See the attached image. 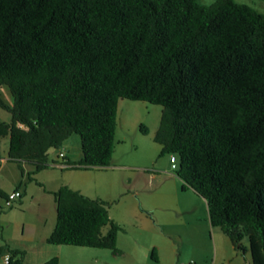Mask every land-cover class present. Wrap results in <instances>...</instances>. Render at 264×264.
<instances>
[{"label": "trees", "instance_id": "1", "mask_svg": "<svg viewBox=\"0 0 264 264\" xmlns=\"http://www.w3.org/2000/svg\"><path fill=\"white\" fill-rule=\"evenodd\" d=\"M1 84L6 156L31 163L37 184L31 174L71 132L80 157L65 168L108 165L119 97L160 104L152 138L176 154L181 189L264 264V12L235 0H0ZM50 193L47 243L117 252L106 200L66 184ZM8 253L3 264H22L20 249Z\"/></svg>", "mask_w": 264, "mask_h": 264}, {"label": "rangeland", "instance_id": "2", "mask_svg": "<svg viewBox=\"0 0 264 264\" xmlns=\"http://www.w3.org/2000/svg\"><path fill=\"white\" fill-rule=\"evenodd\" d=\"M198 1L208 3L212 0ZM235 1L247 3L264 12L262 0ZM0 97L8 104L12 102L5 84L0 85ZM160 109L161 105L157 103L119 97L114 146L108 165L89 168L48 165L36 171V176L42 178L45 186L54 184V188H57L66 184L89 197L106 200L108 216L119 225L114 237L117 252L107 247L54 245L43 241V235L49 233L55 221V202L52 194L33 179L23 190L28 178L25 169L27 162L23 164L21 181L15 184L20 187L16 188L20 195L6 205L4 195L0 193V237L2 234L10 235L18 243L40 239L44 246L42 256L48 258L56 254L58 264H119L128 255L119 253L121 246L134 244L135 256L139 258L141 246L149 242H154L159 260H166L165 263L168 259H177L186 264H252L246 249V237L240 241L243 249L234 248L228 236L217 226H209L206 220L203 237H197L202 249L194 248L185 240L183 231L187 223H197V216L198 220L206 218V206L200 195L192 198L190 190L181 189L183 181L170 166L169 153H160V144L152 138ZM9 116L10 113L0 107V120H8ZM141 126L146 128V132L141 130ZM63 143L73 148L71 160H77V156H80L78 134L71 132ZM59 149L48 148V162L62 159L58 155ZM6 150V136L0 135V156H4ZM11 165V162L5 161L0 169V184L6 193L13 190L10 186L12 172L20 175L15 166L10 170ZM19 199L23 203L19 204ZM107 227L106 224L101 226V232L105 233ZM130 249L133 252V245ZM204 257L205 263H201L200 259ZM23 264L29 262L24 260Z\"/></svg>", "mask_w": 264, "mask_h": 264}, {"label": "crops", "instance_id": "3", "mask_svg": "<svg viewBox=\"0 0 264 264\" xmlns=\"http://www.w3.org/2000/svg\"><path fill=\"white\" fill-rule=\"evenodd\" d=\"M8 120H4V121H8ZM3 136H6V139L8 138L7 135H3ZM64 140L62 141L61 145L59 146L60 149L58 150V152L60 150H62L63 153H64V158L66 160L74 161V160H71V158H70V156L72 154V150L71 149H73V148H68L69 147L68 144H64L63 143ZM6 152H7V150H6ZM79 157L80 156H77V159H79ZM5 161L11 162V164H13V165H11V167H9L10 170L13 168V166H15V169L19 170V172H20V175L19 174L15 175V173L13 171L12 172V177L10 178V186H12V189L18 188V186L15 185V184L17 182L19 183L21 181V176H23V169H24L23 164L26 163L27 161H20L19 163H17L14 160H9L7 158V156H6V154H5L4 156H0V169H1V166H2L3 162H5ZM51 161H57V159L51 160ZM26 165H25V169H26V173H27L28 171H30L32 169V164L27 162ZM20 167L21 168L23 167L22 168V172H21ZM31 175H32V177L35 180L39 181L41 183L40 185H43V189L47 190L48 192H50V190L55 189L54 188L55 187L54 184H52L51 186H45L42 178H38L36 176V171L33 172ZM29 181H31V180L29 178H27V181L25 182L24 188H23L24 191H25V188H26V186H27ZM3 187L4 186H1V184H0V191H2V193L4 195L6 193V190ZM20 190H22V189H20ZM186 190H190L192 192L191 193L192 198H196V196H199V194H197L192 188H186ZM19 200H20L19 204L23 203L22 199H19ZM192 205H193V201H192ZM206 215H207V213H206ZM205 220L207 222L208 218L206 217V218H203L202 220H198V216H197L196 217L197 223H191V224L187 223L188 226L183 231V234L185 236V240L188 241L187 243L192 244L194 248L196 247L198 249H202V245H201V243H200V241L198 240L197 237L198 236L203 237L202 235L204 234V231L206 229ZM208 223H209V221H208ZM209 226L212 227V225H210V223H209ZM51 228H50V230H51ZM211 233H212V231H211ZM47 234H48V232L43 235V237H42L43 241H45V237H46ZM40 241H41L40 239L39 240L37 239L36 242H26L25 241V242H22V243H18V242L14 241V238L12 236L6 235V234H2V236L0 237V264H3L2 254L4 252H8V248H18V249H20L22 251V254H21L22 264L24 263V260L28 261L29 264H38L39 262L45 260L46 257L42 256V251L44 250V246L40 243ZM54 245H58V244H54ZM132 245L134 247L133 252L130 249V247H132ZM154 247H155L154 242H149V243H147L145 245H142L141 246L142 254L138 258L137 256H135V253H134L135 248H136L134 244H128V246L126 244L125 246H121V248L119 250V253L121 254V253L125 252L128 255L119 264H154V263H157V264H186V263H183V262L182 263L178 262L177 259H175L174 261L168 259L167 263H165L166 260L165 261L159 260V258L157 256V253L154 250ZM205 259H206L205 257L201 258L200 262L201 263H205ZM58 262H59V260H58Z\"/></svg>", "mask_w": 264, "mask_h": 264}, {"label": "built area", "instance_id": "4", "mask_svg": "<svg viewBox=\"0 0 264 264\" xmlns=\"http://www.w3.org/2000/svg\"><path fill=\"white\" fill-rule=\"evenodd\" d=\"M58 155L62 157L61 161H56V162H51L52 165H55V166H59V167H65V166H68V162L66 161V159L64 158V153L62 150H60L58 152ZM168 159H169V162H170V166L172 168H175L177 165H176V162L177 161V158H176V154L174 153H169V156H168ZM20 192L15 188L7 193L4 194V204L8 205L11 203V201L16 197V196H19ZM8 257H9V253L8 252H4L2 254V261L3 263H6L7 260H8Z\"/></svg>", "mask_w": 264, "mask_h": 264}, {"label": "clouds", "instance_id": "5", "mask_svg": "<svg viewBox=\"0 0 264 264\" xmlns=\"http://www.w3.org/2000/svg\"><path fill=\"white\" fill-rule=\"evenodd\" d=\"M171 153H173V152H171ZM174 154H175V153H174ZM176 158H177V156H176ZM60 161H61V160H60ZM66 161H67V160H66ZM51 162H56V161H51ZM51 162H49V163L51 164ZM51 165H52V164H51ZM176 165H177V161H176ZM176 167H177V166H176ZM176 167H175V168H176ZM175 168H174V169H175ZM19 195H20V194H19Z\"/></svg>", "mask_w": 264, "mask_h": 264}]
</instances>
